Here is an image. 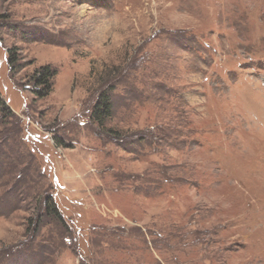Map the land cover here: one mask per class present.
Returning a JSON list of instances; mask_svg holds the SVG:
<instances>
[{
	"label": "rangeland",
	"instance_id": "obj_1",
	"mask_svg": "<svg viewBox=\"0 0 264 264\" xmlns=\"http://www.w3.org/2000/svg\"><path fill=\"white\" fill-rule=\"evenodd\" d=\"M0 264H264V0H0Z\"/></svg>",
	"mask_w": 264,
	"mask_h": 264
},
{
	"label": "trees",
	"instance_id": "obj_2",
	"mask_svg": "<svg viewBox=\"0 0 264 264\" xmlns=\"http://www.w3.org/2000/svg\"><path fill=\"white\" fill-rule=\"evenodd\" d=\"M48 70H49V68H48ZM53 75H54V73H52L50 71L47 73L40 72L39 78L36 76L33 77L34 78L33 80L35 81V82H33V85L35 87L37 86L38 88H40V90L36 88L35 93L37 96H43V95L47 94V91H50V89L52 88L51 79H52ZM41 87H44V88H41ZM106 94H104V96H102L103 98L100 99L98 105L95 106L94 113L91 117V119H93L95 121L102 122V123H103L102 117H104L105 115L109 116L110 109H111V103L109 102V98H108L109 95L107 94L108 95L107 96ZM62 143L64 144V141H58L57 142L58 147L62 146L63 145ZM64 146H65V144H64ZM65 147H67V146H65ZM46 201L49 202L48 203L49 204L48 210L46 209V211H48V213L50 215L59 214V212L57 213V211L53 208L54 203L52 202L50 197H49V201L48 200H46Z\"/></svg>",
	"mask_w": 264,
	"mask_h": 264
}]
</instances>
